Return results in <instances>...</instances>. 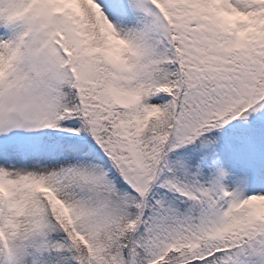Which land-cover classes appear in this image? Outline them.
I'll list each match as a JSON object with an SVG mask.
<instances>
[{"label": "snow or ice", "instance_id": "6c2138e0", "mask_svg": "<svg viewBox=\"0 0 264 264\" xmlns=\"http://www.w3.org/2000/svg\"><path fill=\"white\" fill-rule=\"evenodd\" d=\"M0 264H264V0H0Z\"/></svg>", "mask_w": 264, "mask_h": 264}]
</instances>
